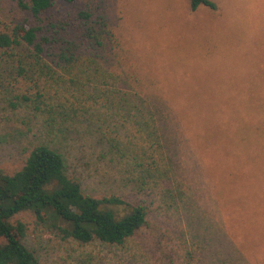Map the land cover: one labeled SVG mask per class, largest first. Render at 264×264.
I'll use <instances>...</instances> for the list:
<instances>
[{
  "label": "rangeland",
  "instance_id": "374dc122",
  "mask_svg": "<svg viewBox=\"0 0 264 264\" xmlns=\"http://www.w3.org/2000/svg\"><path fill=\"white\" fill-rule=\"evenodd\" d=\"M214 1L217 9L196 11L190 0L61 1V14L85 5L107 14L115 38L100 61L124 84L106 89L93 75H66L46 84L44 113L35 114L11 105L28 84L0 77V167L13 171L34 144L50 143L85 192L115 193L148 210L125 246L79 243L47 231L31 212L16 215L43 264H264V0ZM24 16L0 0V22ZM112 89L157 103L144 105L147 124L129 112L124 152L97 133L115 135L128 114L112 116ZM64 108L75 116L58 115ZM148 124L161 150L157 172L134 143Z\"/></svg>",
  "mask_w": 264,
  "mask_h": 264
},
{
  "label": "trees",
  "instance_id": "16d2710c",
  "mask_svg": "<svg viewBox=\"0 0 264 264\" xmlns=\"http://www.w3.org/2000/svg\"><path fill=\"white\" fill-rule=\"evenodd\" d=\"M12 1L25 16L10 24L0 22V77L20 78L28 84L26 90L13 94V107L31 106L35 114L38 111L44 113L41 102L50 91L46 90V84L66 79V75H93L106 89L107 86L114 88L124 84L120 85L121 79L113 77L115 75L100 61L107 56L108 42L115 38L107 14L94 10L91 5H85L75 13L55 11L57 5L61 6V1L74 4L78 0ZM201 5L217 9L214 0H190L192 11ZM111 77L112 82H108ZM106 92L112 116L123 110L128 114L123 117L121 128L115 125V135L101 127L97 133L107 139L110 148L120 152L126 148L120 140L124 137L121 131L131 133L130 126L126 125L129 112L135 110L147 124L150 116L143 109L144 105L153 110L152 106H157V103L135 93L129 96L113 89ZM57 114L67 118L75 116L65 108ZM52 116L50 110L46 121L51 122ZM150 125L142 127L143 130L148 129L147 137L134 143L141 145L142 155L138 158H149L150 168L157 172L161 150L152 148L154 144L149 134L154 136L157 130H150L153 129ZM138 131L142 132L140 128ZM144 139L150 140L147 150ZM134 143L129 144L130 147ZM146 176H143L144 182ZM24 212H31L38 225L55 235L72 238L79 243L99 241L110 246H125L147 224L148 215L145 205L133 204L121 195L85 192L82 180L69 172L64 153L46 142H39L28 149L22 164L13 171L0 167V264H43L35 250L25 243L26 222L14 220L16 215Z\"/></svg>",
  "mask_w": 264,
  "mask_h": 264
}]
</instances>
